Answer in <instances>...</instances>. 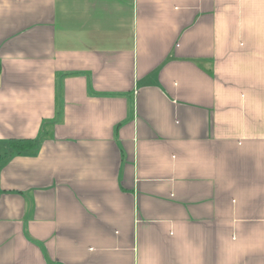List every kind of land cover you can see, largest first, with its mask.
<instances>
[{
  "label": "crops",
  "instance_id": "crops-1",
  "mask_svg": "<svg viewBox=\"0 0 264 264\" xmlns=\"http://www.w3.org/2000/svg\"><path fill=\"white\" fill-rule=\"evenodd\" d=\"M0 264H264V0H0Z\"/></svg>",
  "mask_w": 264,
  "mask_h": 264
},
{
  "label": "trees",
  "instance_id": "trees-1",
  "mask_svg": "<svg viewBox=\"0 0 264 264\" xmlns=\"http://www.w3.org/2000/svg\"><path fill=\"white\" fill-rule=\"evenodd\" d=\"M11 150L22 151L33 146L35 139L33 138H9L8 140Z\"/></svg>",
  "mask_w": 264,
  "mask_h": 264
}]
</instances>
